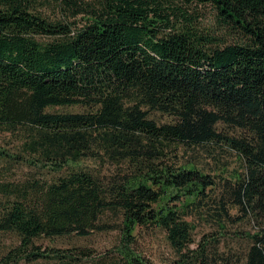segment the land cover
<instances>
[{
  "label": "trees",
  "instance_id": "trees-1",
  "mask_svg": "<svg viewBox=\"0 0 264 264\" xmlns=\"http://www.w3.org/2000/svg\"><path fill=\"white\" fill-rule=\"evenodd\" d=\"M178 2L210 5L225 37ZM67 106L84 111L49 110ZM0 132L19 145L0 147V165L55 174L0 184V232L17 238L0 264H82L94 250L39 239L115 230L124 264H145L132 245L154 227L173 264H218L241 221L243 264H264V0H0ZM211 144L237 166L200 168ZM202 214L214 227L197 239Z\"/></svg>",
  "mask_w": 264,
  "mask_h": 264
},
{
  "label": "rangeland",
  "instance_id": "rangeland-1",
  "mask_svg": "<svg viewBox=\"0 0 264 264\" xmlns=\"http://www.w3.org/2000/svg\"><path fill=\"white\" fill-rule=\"evenodd\" d=\"M90 1V0H86ZM177 5L187 7L188 11L196 16L200 28L210 31L213 34H218L219 36L225 37L222 29H217L215 10L208 4H191L185 5L178 2ZM43 12L52 18L70 20L72 15L65 16L62 15V11L56 8V5H44L42 6ZM77 18H80L79 16ZM237 37L233 34L228 37L229 40ZM43 40L50 38L42 37ZM53 111L62 112H80L84 111L81 106H67V107H53L49 108ZM156 119L168 120L169 117L161 114H153ZM13 141L15 143H13ZM18 142L16 143L15 138L9 133L0 132V147L11 149L16 151L18 149ZM221 146V145H220ZM219 145L211 144L206 146L207 148L214 149L212 151L206 150L200 146L197 151H200L202 155L198 157V166L203 168L207 172L218 171L219 166H222V162L230 163L233 166H237L235 162V155L231 152L220 148ZM215 147V148H214ZM220 156L222 161L216 162L214 157ZM216 158V157H215ZM80 166L93 171L94 173L105 174L115 170V166L109 162H99L94 159H84L80 162ZM54 172H48V169L44 167H36L34 165H29L27 163H16L12 166L0 165V184L11 182L15 185L19 182L30 180L34 178H52ZM1 198V195H0ZM234 213L237 211L234 210ZM203 214L194 215L189 217L195 224L194 237L200 239L204 233L210 232L214 225H210L208 218L202 217ZM251 229L250 224L247 222H238L229 227V235L223 239L220 252L222 253V262L218 264H243V256L248 246V241L246 239H239L236 237L238 233L243 231H248ZM17 243V238L12 233L0 232V257L4 254L12 245ZM43 248L58 247V248H68L71 246H82L91 248L93 251V256L84 259L82 264H124L123 259L120 257L117 251V246L120 244V236L118 231L110 232H99L90 235L89 237L81 238L77 236L67 237V238H40L38 241ZM132 249L135 253L140 256L145 264H173V259L175 257V252L170 247L166 233L160 228H144L137 237L136 242L132 245ZM20 264H54L51 262L39 261V263H27L21 262Z\"/></svg>",
  "mask_w": 264,
  "mask_h": 264
}]
</instances>
